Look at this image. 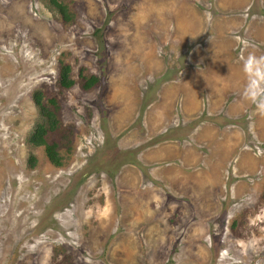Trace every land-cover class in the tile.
<instances>
[{
	"label": "rangeland",
	"instance_id": "obj_1",
	"mask_svg": "<svg viewBox=\"0 0 264 264\" xmlns=\"http://www.w3.org/2000/svg\"><path fill=\"white\" fill-rule=\"evenodd\" d=\"M60 1L0 0V264H264V0Z\"/></svg>",
	"mask_w": 264,
	"mask_h": 264
},
{
	"label": "trees",
	"instance_id": "obj_2",
	"mask_svg": "<svg viewBox=\"0 0 264 264\" xmlns=\"http://www.w3.org/2000/svg\"><path fill=\"white\" fill-rule=\"evenodd\" d=\"M51 5L55 7V9L60 13L62 18L65 21H70L71 13L69 6L63 3L60 0H49ZM60 86L65 89H71L75 86V80L71 77V67L68 64H64L60 71ZM98 82H100V78L98 76H92L88 79L85 84L86 89H91L94 87ZM35 102L42 116L44 117L46 123L39 124L32 134L30 138V143L36 147H44L46 156L50 160V162L56 166L61 167L63 165V159L58 151V145L56 143L50 144L47 138V135L50 132H54L57 130L59 126V120L57 114L46 106L43 102V94L38 92L35 94ZM51 104H56L54 99L49 101ZM35 159L31 158V162H34Z\"/></svg>",
	"mask_w": 264,
	"mask_h": 264
},
{
	"label": "clouds",
	"instance_id": "obj_3",
	"mask_svg": "<svg viewBox=\"0 0 264 264\" xmlns=\"http://www.w3.org/2000/svg\"><path fill=\"white\" fill-rule=\"evenodd\" d=\"M244 71L249 77V89L253 88L255 82L258 91V85L260 81L264 80V55L256 56L255 54H249L244 61Z\"/></svg>",
	"mask_w": 264,
	"mask_h": 264
}]
</instances>
